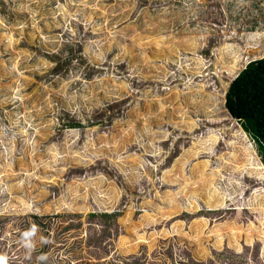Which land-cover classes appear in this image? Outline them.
I'll use <instances>...</instances> for the list:
<instances>
[{
    "label": "rangeland",
    "instance_id": "obj_1",
    "mask_svg": "<svg viewBox=\"0 0 264 264\" xmlns=\"http://www.w3.org/2000/svg\"><path fill=\"white\" fill-rule=\"evenodd\" d=\"M263 57L264 0H0V264H264V209L248 205L264 178L240 172L258 167L238 146L264 162L223 85ZM144 126L159 132L155 157L134 141ZM53 145L100 155L51 164ZM124 161H145V175L119 173ZM174 167L183 187L202 172L237 199L211 211L203 192L200 211L165 207L156 188L178 191L163 179ZM98 176L110 182L95 190L120 196L103 208L81 189L84 215L68 189Z\"/></svg>",
    "mask_w": 264,
    "mask_h": 264
},
{
    "label": "trees",
    "instance_id": "obj_2",
    "mask_svg": "<svg viewBox=\"0 0 264 264\" xmlns=\"http://www.w3.org/2000/svg\"><path fill=\"white\" fill-rule=\"evenodd\" d=\"M233 35H236V34H233ZM223 85L225 89L227 90L228 86L231 85V82L230 83L226 82ZM226 96H227L226 97V109L228 110V112L232 114V116L241 120L242 128L244 132L248 136H250L251 140L259 148L260 156L262 158V161L264 162V58L250 63L247 66V68L240 74V77H238L233 82L230 92H228ZM176 124H179V123H176ZM181 124H183L184 128L187 131L193 130V126H194L193 122L192 123H181ZM132 130H134V128H131L130 132H135ZM152 132L154 131L151 130L150 126H144L143 129H140L137 132L138 136L135 137L136 139L134 141L137 140L140 142L141 146L144 149V152H149V150H152L155 153L157 152L155 149V144L158 141H160L158 139L159 132H154V136L156 140L151 142L147 140V137L145 139V135L149 136V134ZM25 134L30 135L28 131H26ZM124 134H126L127 138H129V132H126V133L124 132ZM164 135H165L164 137L168 138L169 134L164 133ZM140 137H143V139H140ZM111 139L113 141L112 148L116 156L115 158H117L118 150H120L119 145L117 144L118 141L115 138H111ZM218 140H219L218 135L212 137L209 142H205V146H201L199 147L198 150L195 151V155L202 153L203 150L204 151L212 150L214 143L217 142ZM104 146L106 148H109L107 147L108 145H104ZM99 148L97 147V150H99ZM238 148L242 150L241 153L247 156L248 163H253L258 167L256 169L249 168V169L240 170V172L247 171V173H251V174L255 173V175H258V176L261 175L257 178H264V164L261 163L258 154L256 155L254 150L250 149L249 147L247 148L243 146H238ZM122 153H125V152H122ZM157 153L161 154V151H158ZM48 154L50 156L47 155L48 156L47 163L57 164V162L59 163L60 160H63L65 161V163L69 161L70 164L72 165L75 164V162H78L77 164H83V165H87L88 163L92 164L93 161H92L91 156L94 158L100 155V154L97 155L94 153L93 154H88V153L86 154L82 152L76 153V152H71V151H68L67 153H63L61 149L56 145H53L52 147H50ZM147 155L155 157L150 152ZM136 156L137 155H128L127 157L134 158ZM235 157L236 159H238L240 155L239 154L235 155ZM124 163L127 165V167L131 165L138 167L137 169H134L135 170L134 172H138L139 170L141 178L142 176L145 175L146 173L144 169V166L146 164L145 161H144V164L140 162V165L135 162H131V165H128L129 161L113 163L114 167L118 170V172L123 175H125L124 172H128L126 170L127 167ZM52 167H54V165ZM175 167L169 172H166L163 179L165 182H169V183H177L180 179V182L182 183L180 184L178 191L163 195L158 190V188H156V198L161 200L165 207L169 206L170 209L172 210H174V208H180L184 210L200 211L202 210V207L199 202V199L204 193L205 194L211 193L213 195L210 197L209 201H206V205L208 209L211 211H215V210H218L219 208L224 207L226 201L228 200L232 201V200L237 199L236 196L233 197L230 194H226V192H221L220 186L216 185V183L220 179V178L217 179L218 176H215L213 179L212 178L210 179V178H207L206 174L202 172H199L195 175L193 183H191L187 187H183L186 179H184L183 175H182L183 177H180L181 175L177 174V170ZM39 168H40L39 170L48 169V167L45 166L44 164H41V165L39 164ZM221 177L225 179L224 176L221 175ZM1 178H2V175L0 176V179ZM98 179H102L106 181L101 182L98 186H96L97 188L100 186L104 187L105 183L110 182L104 176H98L97 178H93V179L88 178L85 181L75 179L73 184L70 185L72 189L70 188L68 189L69 199L67 200H68L69 205L71 207L81 206L80 211L85 212L84 215H87V213L91 211L87 205H81L78 202L79 199H78L77 193H80L81 189H83V191H86V193L90 192V195L103 208H105L107 204V201H105V199H110L109 197L111 196V194H113V199L120 196L119 191L116 190V188L114 187L113 188L109 187L105 189L104 191L95 190L94 184L92 182ZM148 179L152 182L149 176H148ZM77 188H80V189L77 190ZM92 190L95 192H93ZM70 199L72 200L71 202H69ZM83 202H86V200ZM248 205L250 206L251 209H258V210L264 209V190L254 192L251 198L248 200ZM25 206L24 208L27 210L26 212H34V209L33 208L31 209V207L28 206L27 203L25 204ZM24 208H22L18 204L10 203L8 205L7 210L11 209L13 212H19V211H23ZM65 210L72 213L67 207H65V205H64V209H58L57 213H62ZM47 212L49 211L47 210ZM6 237H9V235L7 234ZM138 250H139L138 248H131V249L126 250V253L129 255H132L134 253H137ZM262 259L264 261V253L262 254Z\"/></svg>",
    "mask_w": 264,
    "mask_h": 264
},
{
    "label": "bare ground",
    "instance_id": "obj_3",
    "mask_svg": "<svg viewBox=\"0 0 264 264\" xmlns=\"http://www.w3.org/2000/svg\"><path fill=\"white\" fill-rule=\"evenodd\" d=\"M231 83H232V81H231ZM231 86V85H230ZM230 86H228V88H230ZM227 88V89H228ZM14 90V89H13ZM226 92H227V90H226ZM27 131V129H25L24 131H23V134H25V132ZM2 132V131H1ZM26 135V134H25ZM27 136V135H26ZM28 137V136H27Z\"/></svg>",
    "mask_w": 264,
    "mask_h": 264
},
{
    "label": "water",
    "instance_id": "obj_4",
    "mask_svg": "<svg viewBox=\"0 0 264 264\" xmlns=\"http://www.w3.org/2000/svg\"><path fill=\"white\" fill-rule=\"evenodd\" d=\"M245 69H246V68H245ZM245 69H244V70H245ZM244 70H243V71H244ZM239 76H240V75H239ZM235 80H236V79H235ZM235 80H234V81H235ZM234 81H233V82H234ZM233 82L231 83V86H232ZM231 86H230V88H228V91H230ZM235 119H237V118H235Z\"/></svg>",
    "mask_w": 264,
    "mask_h": 264
},
{
    "label": "clouds",
    "instance_id": "obj_5",
    "mask_svg": "<svg viewBox=\"0 0 264 264\" xmlns=\"http://www.w3.org/2000/svg\"><path fill=\"white\" fill-rule=\"evenodd\" d=\"M263 58H264V57H263ZM257 61H258V60H257ZM253 62H255V61H253ZM251 63H252V62H251ZM249 64H250V63H249ZM246 68H247V67H246ZM237 78H238V77H237ZM237 78H236V79H237ZM233 117H234V116H233ZM234 118H235V117H234ZM239 121H240V120L237 119V122H238V123H239ZM161 177H162V176H161ZM159 179H160V178H159Z\"/></svg>",
    "mask_w": 264,
    "mask_h": 264
},
{
    "label": "crops",
    "instance_id": "obj_6",
    "mask_svg": "<svg viewBox=\"0 0 264 264\" xmlns=\"http://www.w3.org/2000/svg\"><path fill=\"white\" fill-rule=\"evenodd\" d=\"M263 59V58H262ZM261 60V59H260Z\"/></svg>",
    "mask_w": 264,
    "mask_h": 264
}]
</instances>
